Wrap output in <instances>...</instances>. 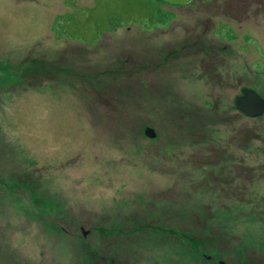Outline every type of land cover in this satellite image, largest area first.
Returning <instances> with one entry per match:
<instances>
[{"label": "rangeland", "instance_id": "1", "mask_svg": "<svg viewBox=\"0 0 264 264\" xmlns=\"http://www.w3.org/2000/svg\"><path fill=\"white\" fill-rule=\"evenodd\" d=\"M249 87L264 0H0V264H264Z\"/></svg>", "mask_w": 264, "mask_h": 264}, {"label": "water", "instance_id": "2", "mask_svg": "<svg viewBox=\"0 0 264 264\" xmlns=\"http://www.w3.org/2000/svg\"><path fill=\"white\" fill-rule=\"evenodd\" d=\"M170 5L184 6L191 3L193 0H161ZM242 95L235 99V108L248 118H259L264 114V100L253 90L243 89ZM145 134L152 138L153 130L147 128ZM221 264H223L221 262Z\"/></svg>", "mask_w": 264, "mask_h": 264}, {"label": "flooded vegetation", "instance_id": "3", "mask_svg": "<svg viewBox=\"0 0 264 264\" xmlns=\"http://www.w3.org/2000/svg\"><path fill=\"white\" fill-rule=\"evenodd\" d=\"M246 20H248V19H246ZM245 20V21H246ZM27 72V71H26ZM28 72H30V71H28ZM27 72V73H28ZM26 74V73H25ZM250 88V87H249ZM249 90H253V91H255L254 89H252V88H250ZM256 93H257V91H255ZM237 98V97H236ZM235 103V102H234ZM240 113V112H239ZM243 115V114H242ZM246 117V116H245ZM248 118V117H247ZM147 129V128H146ZM150 129V128H149ZM154 133V136L152 137V138H150V137H148L145 133H144V135L146 136V137H148L149 139H155V137H156V134H155V132H153Z\"/></svg>", "mask_w": 264, "mask_h": 264}]
</instances>
